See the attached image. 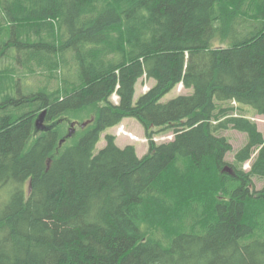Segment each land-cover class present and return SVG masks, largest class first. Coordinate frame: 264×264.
I'll list each match as a JSON object with an SVG mask.
<instances>
[{
	"label": "trees",
	"instance_id": "obj_1",
	"mask_svg": "<svg viewBox=\"0 0 264 264\" xmlns=\"http://www.w3.org/2000/svg\"><path fill=\"white\" fill-rule=\"evenodd\" d=\"M0 59V264H264V0H0ZM126 117L148 152L97 150Z\"/></svg>",
	"mask_w": 264,
	"mask_h": 264
},
{
	"label": "rangeland",
	"instance_id": "obj_2",
	"mask_svg": "<svg viewBox=\"0 0 264 264\" xmlns=\"http://www.w3.org/2000/svg\"><path fill=\"white\" fill-rule=\"evenodd\" d=\"M226 45H227V42L223 40L221 41L215 40L213 42V46H226ZM12 52L15 53L16 50L13 49ZM0 63H2L3 65H7V63L3 59H0ZM29 78H30L29 83H31L32 85L26 83L25 86H26L27 91L35 90L38 88V85H43L44 83V82L42 83L40 82V80L42 79L41 76L36 75V76H31ZM42 80L44 81V79ZM34 84L37 86H34ZM153 84H154L153 80L144 79V78L139 80V82L136 85V92H135L134 98L136 99L143 92L147 91ZM21 90L22 92H24L25 90L23 84H22ZM188 92L189 90L184 89L182 85H178L174 89H172L170 92L165 94L164 97L162 98V101H168L174 98L177 94H183V93H188ZM112 99L113 101H117V96L114 95ZM249 114L252 115L251 111L249 112ZM251 118L257 122L259 130L264 135V118L261 116H254ZM107 133H111L115 135L116 144L118 146L124 147L129 144L134 145L136 147L139 157L144 156L148 152L150 141L147 138V135L145 133V130L142 124L133 117H126L125 124L121 122L119 125H116L114 127H111L105 130L102 133L100 141L97 144V150H100L106 145L105 135ZM222 134L228 138L233 148V150L228 152V154L226 155V160L233 161V156H234L235 151H237L240 147H242L246 143L247 135L245 133L239 132L234 129H228L226 131H223ZM173 135L174 134L172 131L165 130V131H161V132L153 134L152 140L156 143L168 142L172 140ZM249 166H250V161L244 165V169L248 170ZM254 182L257 188H260L262 186L261 180L254 178Z\"/></svg>",
	"mask_w": 264,
	"mask_h": 264
},
{
	"label": "water",
	"instance_id": "obj_3",
	"mask_svg": "<svg viewBox=\"0 0 264 264\" xmlns=\"http://www.w3.org/2000/svg\"><path fill=\"white\" fill-rule=\"evenodd\" d=\"M47 109H43L38 113L34 120V135L40 132H47L56 128L59 124L64 123L66 125V131L62 138L59 140L58 146L61 147L69 139H72L78 129H85L89 125L93 124L95 116L92 114L90 117L85 119H76L66 115H61L58 118L46 121ZM224 171L233 174V170L229 166H225ZM31 190V183H29V189Z\"/></svg>",
	"mask_w": 264,
	"mask_h": 264
},
{
	"label": "crops",
	"instance_id": "obj_4",
	"mask_svg": "<svg viewBox=\"0 0 264 264\" xmlns=\"http://www.w3.org/2000/svg\"><path fill=\"white\" fill-rule=\"evenodd\" d=\"M123 124H125V119L122 121ZM121 147V146H120Z\"/></svg>",
	"mask_w": 264,
	"mask_h": 264
},
{
	"label": "bare ground",
	"instance_id": "obj_5",
	"mask_svg": "<svg viewBox=\"0 0 264 264\" xmlns=\"http://www.w3.org/2000/svg\"><path fill=\"white\" fill-rule=\"evenodd\" d=\"M201 191V190H200ZM197 192V191H196ZM203 193H204V191H203Z\"/></svg>",
	"mask_w": 264,
	"mask_h": 264
}]
</instances>
